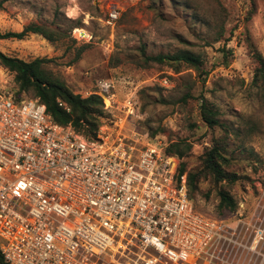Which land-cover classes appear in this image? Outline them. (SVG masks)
I'll return each mask as SVG.
<instances>
[{"label":"rangeland","instance_id":"374dc122","mask_svg":"<svg viewBox=\"0 0 264 264\" xmlns=\"http://www.w3.org/2000/svg\"><path fill=\"white\" fill-rule=\"evenodd\" d=\"M110 8L117 17L106 24ZM28 22L62 34L54 41L34 33L0 38V51L25 61L45 58L43 68L80 96L95 91L96 79L111 83L114 96L100 124H120L124 134L162 149L171 142L187 143L182 157L187 171L201 170L202 152L226 129L224 166L236 175L229 190L237 210L216 214L207 176L189 199L195 210L234 224L248 218L256 202H264V99L252 82L254 63L247 46L250 42L264 59V0H0V32L19 31ZM177 50L198 55L205 73L184 63L141 62V52ZM224 50L229 53L225 58ZM4 89L33 97L17 94L12 74L0 65ZM125 96L137 102L136 115L125 117L119 109ZM200 96L218 110L219 125L208 127L200 120ZM107 103L103 98L102 105ZM258 250L261 255L234 247L221 264H264V244Z\"/></svg>","mask_w":264,"mask_h":264},{"label":"built area","instance_id":"2783aa9c","mask_svg":"<svg viewBox=\"0 0 264 264\" xmlns=\"http://www.w3.org/2000/svg\"><path fill=\"white\" fill-rule=\"evenodd\" d=\"M116 17L108 9L106 24ZM94 86L107 109L111 83ZM137 108L125 96L119 109L128 117ZM120 126L99 124L88 138L54 122L37 98L0 90L5 264H221L234 247L261 255L264 202L234 224L196 211L174 156Z\"/></svg>","mask_w":264,"mask_h":264},{"label":"trees","instance_id":"16d2710c","mask_svg":"<svg viewBox=\"0 0 264 264\" xmlns=\"http://www.w3.org/2000/svg\"><path fill=\"white\" fill-rule=\"evenodd\" d=\"M30 33L39 34L48 41H54L62 34L57 28L52 29L43 24L28 22L19 31L0 32V38L23 39ZM247 46L248 53L254 63L252 82L264 99V59L250 42L247 43ZM227 54H229L228 50L222 52L224 58ZM45 62L46 59L43 57H34L25 61L0 51V65L12 74V79L17 87V94L21 91L30 92L33 97L44 105L45 111L54 122L61 125L69 124L74 130L91 138L101 119L107 117L102 108L101 97L95 93H89L86 96L73 93L62 81L54 78L43 68ZM141 62L144 65L150 62L159 64L184 63L201 74L205 73V71L199 69L201 64L199 56L187 50L154 55H146L141 52ZM198 113L200 120L208 127L219 125L218 110L212 102L203 96L199 97ZM225 130V128L222 130L224 132L222 136L214 138L212 145L202 152L201 170L187 171L185 169L182 157L189 148L187 143L183 141L171 142L163 149L165 154L174 156L177 159L176 176L178 179L180 176H184L188 199L192 198L194 192L197 191L200 178L202 176L209 178L214 187L215 207L218 216L231 214L237 210V203L229 190L231 184L236 180V175L226 171L224 166L228 163V151H226L228 143ZM0 264H5L1 256Z\"/></svg>","mask_w":264,"mask_h":264}]
</instances>
